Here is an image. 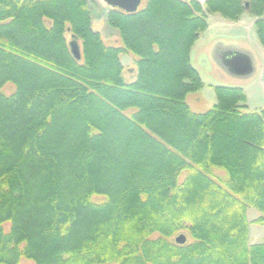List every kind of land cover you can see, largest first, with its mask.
Returning <instances> with one entry per match:
<instances>
[{"label": "trees", "instance_id": "16d2710c", "mask_svg": "<svg viewBox=\"0 0 264 264\" xmlns=\"http://www.w3.org/2000/svg\"><path fill=\"white\" fill-rule=\"evenodd\" d=\"M92 3L0 0V264H264V108L241 86L187 100L210 16L252 14L264 45V0L110 6L118 46Z\"/></svg>", "mask_w": 264, "mask_h": 264}, {"label": "rangeland", "instance_id": "374dc122", "mask_svg": "<svg viewBox=\"0 0 264 264\" xmlns=\"http://www.w3.org/2000/svg\"><path fill=\"white\" fill-rule=\"evenodd\" d=\"M93 1H95V3H99L102 5V7L105 5L103 0ZM145 3L146 0H143V5ZM102 7L100 6L101 9H98V12L101 15L99 14V16L96 17L97 20L94 22L93 27L102 33L103 38L108 45H121L122 41L120 39L119 33L107 23L105 17L106 12H103ZM96 14L98 13L96 12ZM218 15L219 14L211 15V24H216L213 25V30H210V32H213V39H218L222 43L231 44L236 48H241L242 50L248 52L253 60L254 71L249 76H238L230 73L224 68L221 74H215L214 72L212 74L209 69L204 67L202 68L201 65H198L197 63L196 66L206 78V85L199 92V94H191L189 96V101L195 109L206 110L210 108L217 100L215 86H241L246 91L249 110L264 108V45L261 43L254 26L256 18L250 13H245L239 20H229ZM214 19H220L221 21L218 22ZM113 33L117 35V38L110 40L113 38L111 36ZM136 59L137 56L132 53L121 55V61L126 66L131 64L132 67L136 68ZM3 90L6 93H11L14 90V87L11 84H7ZM200 93L204 95V98H202ZM217 171H219V173L222 172L223 174L226 173L223 169H218ZM183 178L184 174L180 176V181H182ZM95 199L98 198L95 197ZM258 214L259 211L255 208H252L249 211V217L251 219H254ZM9 226V224H6L5 228L8 229ZM182 233L185 234V232ZM180 234L181 233L177 234L176 236ZM156 236L157 235H154L153 237ZM250 240L251 243L264 241V226L252 224ZM21 264L34 263L23 259Z\"/></svg>", "mask_w": 264, "mask_h": 264}, {"label": "crops", "instance_id": "0c3cea01", "mask_svg": "<svg viewBox=\"0 0 264 264\" xmlns=\"http://www.w3.org/2000/svg\"><path fill=\"white\" fill-rule=\"evenodd\" d=\"M96 3H92V6H91V13H92V18H93V24L97 20L96 17L99 16V14H100L98 12V9H101L100 6L102 7V5H100L99 3H97V4ZM142 5H143V1L141 3V6ZM102 9H103V12L104 11L106 12L105 13V15H106L107 12L110 9V6L105 3V5L102 7ZM95 10H96V12L98 14H96ZM105 17H106V21H107V16H105ZM214 20L215 21H218V22L221 21L220 19H214ZM213 25H216V24L215 23L214 24H211V16H210V18H209V27L200 34V36L198 37V39L196 40V42L194 43V45H193V47L191 49V62L193 64V66L199 71V73H200V75H201V77L203 79V82H204V87L206 85V82H205L206 81V78L200 72V70L198 69V67L196 66L197 63H198V65H201L202 68L204 67V68L209 69L212 74H213V72L215 74L216 73L221 74V72L224 70V68L220 65V63H219V61L217 59V51H218V49H220V48H233V49L242 50L241 48H236V47H234L231 44L222 43L218 39L214 40L213 39V32L212 31L210 32V30H213ZM111 36L113 38H111L110 40H113L114 38H117V35H115V33L111 34ZM102 37H103V35H102ZM242 51H244V50H242ZM123 54H128V53H123ZM120 59H121V56H120ZM123 65L125 67L131 66V64L128 65V66H126L125 64H123ZM200 94H201L202 98H204V95H202V93H200ZM187 100H188L189 104L191 105V107L195 111H203V110H197V109H195L192 106V104L190 103L189 97L187 98ZM203 109H205V108H203ZM253 243H255V242H253Z\"/></svg>", "mask_w": 264, "mask_h": 264}, {"label": "water", "instance_id": "95a60500", "mask_svg": "<svg viewBox=\"0 0 264 264\" xmlns=\"http://www.w3.org/2000/svg\"><path fill=\"white\" fill-rule=\"evenodd\" d=\"M111 7H118L127 12H135L141 6L143 0H103ZM247 7V4L245 5ZM73 53L78 59L81 58V52L78 45L71 44ZM217 59L220 65L230 73L238 76H249L254 71V64L251 55L239 49L220 48L217 51ZM187 237L181 233L176 237V242L185 244Z\"/></svg>", "mask_w": 264, "mask_h": 264}]
</instances>
